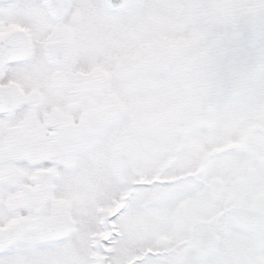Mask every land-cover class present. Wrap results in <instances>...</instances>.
Wrapping results in <instances>:
<instances>
[{
	"label": "snow or ice",
	"instance_id": "6c2138e0",
	"mask_svg": "<svg viewBox=\"0 0 264 264\" xmlns=\"http://www.w3.org/2000/svg\"><path fill=\"white\" fill-rule=\"evenodd\" d=\"M0 264H264V0H0Z\"/></svg>",
	"mask_w": 264,
	"mask_h": 264
}]
</instances>
